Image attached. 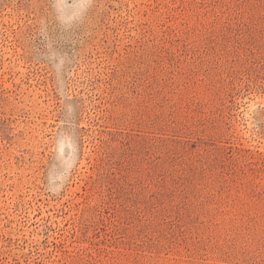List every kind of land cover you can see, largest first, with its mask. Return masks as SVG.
<instances>
[{
    "label": "rangeland",
    "instance_id": "obj_1",
    "mask_svg": "<svg viewBox=\"0 0 264 264\" xmlns=\"http://www.w3.org/2000/svg\"><path fill=\"white\" fill-rule=\"evenodd\" d=\"M0 264H264V0H0Z\"/></svg>",
    "mask_w": 264,
    "mask_h": 264
}]
</instances>
